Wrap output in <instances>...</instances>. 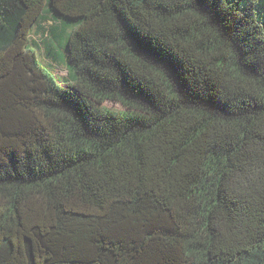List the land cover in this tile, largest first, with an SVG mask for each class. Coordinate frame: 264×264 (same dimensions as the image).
Returning a JSON list of instances; mask_svg holds the SVG:
<instances>
[{
  "label": "trees",
  "instance_id": "obj_1",
  "mask_svg": "<svg viewBox=\"0 0 264 264\" xmlns=\"http://www.w3.org/2000/svg\"><path fill=\"white\" fill-rule=\"evenodd\" d=\"M0 264H264V0H0Z\"/></svg>",
  "mask_w": 264,
  "mask_h": 264
},
{
  "label": "rangeland",
  "instance_id": "obj_2",
  "mask_svg": "<svg viewBox=\"0 0 264 264\" xmlns=\"http://www.w3.org/2000/svg\"><path fill=\"white\" fill-rule=\"evenodd\" d=\"M49 22H51V21H49ZM49 22H43V21H41L40 23H41V25L43 23L44 26L50 27V26H52V23H49ZM33 30H34L32 32V40H33V42L35 40L37 44H41L42 45L43 44L42 43L43 36L40 35V34H38V33H36V26L33 28ZM45 41H47V39ZM40 57H41L42 61L45 62L46 65H48L49 67L50 66H53L55 68L53 70V72L55 73V75L58 78H60V80H61V77H66L68 75V70H67L66 65H65L64 62L59 61V60L53 62L51 59L46 58V57L44 58L42 55H40ZM111 107H117L118 108V105H114L113 104V105H111Z\"/></svg>",
  "mask_w": 264,
  "mask_h": 264
}]
</instances>
